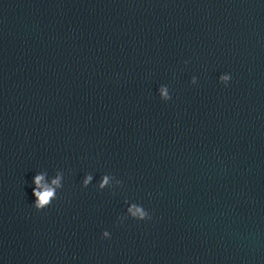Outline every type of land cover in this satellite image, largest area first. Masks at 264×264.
I'll return each mask as SVG.
<instances>
[{"label": "clouds", "instance_id": "9594fccd", "mask_svg": "<svg viewBox=\"0 0 264 264\" xmlns=\"http://www.w3.org/2000/svg\"><path fill=\"white\" fill-rule=\"evenodd\" d=\"M229 79H230V77L228 75H222L220 77L221 82H227ZM161 92H162V95H164L166 98H168L166 90L162 89ZM90 179H91V177L89 176L88 180H90ZM42 180H43V176H39V175L36 176L35 177L36 185L39 186ZM88 180L85 181L86 184L88 183ZM107 182H108V178L104 177V180H103L101 187H103V184H106ZM52 183L54 185H58L59 179L53 180ZM34 195L37 197L35 208L37 210H42V209L46 208L47 205L50 204L52 198L55 196V192H54V189H51V188L46 189L43 192V194H41L39 191L34 190ZM129 212H131V215L134 218H136L137 220H141V221L142 220H150L152 218L151 215L149 214V212L147 210H145L142 206L137 207V206L133 205V207L129 209ZM108 235H109L108 232H104L105 237H108Z\"/></svg>", "mask_w": 264, "mask_h": 264}]
</instances>
